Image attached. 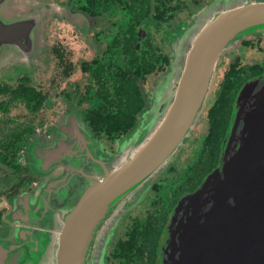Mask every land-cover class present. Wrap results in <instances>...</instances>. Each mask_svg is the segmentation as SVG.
<instances>
[{"label": "water", "instance_id": "95a60500", "mask_svg": "<svg viewBox=\"0 0 264 264\" xmlns=\"http://www.w3.org/2000/svg\"><path fill=\"white\" fill-rule=\"evenodd\" d=\"M7 1L0 0L1 15ZM56 6L49 9L53 17H73ZM1 15L0 52L12 50L9 60L30 57L36 50L30 29L40 18L12 22ZM174 30L172 53L191 47L173 99L158 113L160 95L149 99L138 80L146 105L114 152L73 112L59 121L51 142L35 141L43 179L35 192L14 199L12 224L0 233V264H106L123 214L146 201L155 176L190 141L221 56L241 39L264 34V0H217ZM157 264H264V74L237 93L217 166L171 210Z\"/></svg>", "mask_w": 264, "mask_h": 264}, {"label": "trees", "instance_id": "16d2710c", "mask_svg": "<svg viewBox=\"0 0 264 264\" xmlns=\"http://www.w3.org/2000/svg\"><path fill=\"white\" fill-rule=\"evenodd\" d=\"M192 1L200 4L204 0ZM150 2L151 0H81L84 8L89 6V11H100L113 18L118 14L122 16L123 57L118 58L117 68L98 64L85 67L84 71L91 74L93 82L83 87L79 102H88L79 111L84 127L111 151L116 150L118 139L135 130L139 113L145 107L138 80L145 82L147 76L157 70L151 54L152 47L144 44L140 52L135 50L137 27L144 25V20L153 18L152 10L156 12L154 17L163 16L158 19L162 24L167 23V10L160 7L154 9ZM187 11L182 10L183 13ZM148 24L146 23V27ZM56 54L63 73L69 75L72 65L68 63V57L64 53ZM263 56L250 58L246 55L244 59L238 55L231 60V65L228 64L224 71L216 100L207 112L206 123L196 137V142L192 144L193 148L190 145L185 149L184 162L180 167L167 168L156 178L148 198L137 207L138 211L135 209L125 216L121 230L109 248L106 264H157L158 242L171 210L182 196L195 191L203 178L217 166L221 144L229 132L234 100L244 83L264 72ZM46 102L47 96L32 86L28 77L22 78L16 87L0 83L1 114L7 115L13 107L23 105L29 113L37 115ZM33 130L34 125L26 126L14 133L11 141L0 142V146L5 152L7 150L16 154L25 143L27 134ZM5 152L0 154V163L10 166ZM15 168L19 169L17 166ZM31 180L32 178H25L21 183L29 185ZM1 218L0 213V233L5 232Z\"/></svg>", "mask_w": 264, "mask_h": 264}, {"label": "rangeland", "instance_id": "374dc122", "mask_svg": "<svg viewBox=\"0 0 264 264\" xmlns=\"http://www.w3.org/2000/svg\"><path fill=\"white\" fill-rule=\"evenodd\" d=\"M56 5L58 4L55 3V0H9V3L7 2L6 5V9L15 6L10 9L9 16H4L6 19L12 21L14 19L26 18L28 16H37L40 18V25H38L36 32V50L30 57L22 55L17 57L20 58L18 60H9L11 56L9 54L10 52H13L12 50L7 53L0 52V83L16 87L20 84L22 78L28 77L30 79V84L47 96V102L42 111L37 115L29 113L23 105L13 107L7 115L0 113V142L6 143L11 141L14 137V133L21 131L26 126L34 125L33 132L27 134L25 143L16 154L6 150L10 166L0 163V213L2 215L1 222L5 232L7 231L8 225L12 224L9 212L13 207V202L16 196L21 195L25 191L35 192L37 185L43 179V174L36 170L34 144L31 147L32 143H35L34 141L39 139L47 144L51 142L56 135V126L59 121H61L65 115L72 112L79 115V111L87 106V104L80 105L77 101H79L80 98L79 93L82 92L83 87L88 84L87 81L89 80L86 78L89 77V75L83 76L81 74V68L83 67L81 65V53L69 52L74 49V43L77 40L78 34L67 26L73 24L77 28L79 27L73 17L69 18L65 14H58L53 17L49 12V9H52L51 7L57 9L58 7ZM215 10L218 9L215 8ZM207 16H211V14H207ZM61 20L63 21V24H58ZM203 21L204 20H201L197 27L202 26ZM189 45L188 42L183 53L184 56L182 54L179 56L180 51L177 52L175 63L178 70L177 72L175 71L176 73L172 74L165 90L161 91L159 85L156 89H153L157 98L158 95H160V102L156 100V104H159L158 113L164 112L165 110L163 111V109H166L173 99L179 80V74L184 66L182 60L183 58L185 59ZM85 47L86 41L82 38L79 49ZM43 50L45 51L41 59L40 53ZM57 50L66 54V57H68V63L72 65V70L69 75L63 73V69L59 64V59L55 54V51ZM235 55L234 50V52L231 53V60ZM246 55L250 58L257 55L259 56L256 52H247L245 56H243L244 59L246 58ZM91 59L92 56L87 58L86 63L92 61ZM229 63L230 61H226L225 65L220 67L219 73H217L216 76L215 85L213 83V86L209 90L210 95L206 98L200 116L198 117L197 124L194 126L193 133L191 134L190 141L178 151L175 158L167 164L165 170L167 168L170 169L171 167H180L182 162H184L183 158L185 149L190 145L191 148H193L192 144L196 142V137L202 131L206 123L207 112L216 100L220 89L221 79H223L224 71ZM75 87L79 88V92L75 90ZM72 90L73 95L71 94ZM99 141L103 144L101 140ZM103 146L105 145L103 144ZM3 152H5V149L0 146V154ZM15 166L19 167V169H16ZM160 175L155 176L152 185ZM25 178H32L29 185L21 183L22 179ZM16 190H18L17 193H15ZM140 205H134L127 210L123 214L124 218L122 217L121 224L122 221L125 220V216L133 212L135 209L137 210V207ZM116 234L114 235V241L116 240ZM112 244L113 242L109 245V248Z\"/></svg>", "mask_w": 264, "mask_h": 264}, {"label": "flooded vegetation", "instance_id": "af4514ba", "mask_svg": "<svg viewBox=\"0 0 264 264\" xmlns=\"http://www.w3.org/2000/svg\"><path fill=\"white\" fill-rule=\"evenodd\" d=\"M216 1L217 0H204L200 4H195V2H193L192 0H173V1L151 0L150 5L152 6V8L156 9L157 7H160L161 9L167 10V14H166L167 23L164 22V24H162V21H159L158 19L159 17L162 18L163 16L154 17L153 15H156V12L155 10L154 11L152 10L151 16L153 17L152 18L153 20L152 19L149 20V18L144 20L143 24L145 26L139 25L136 30L137 37H136L135 50L137 52H140L144 44H146L147 47H152L153 50L151 54L153 55V58L157 65L156 72L149 74L145 82L142 80V85L147 90L149 99L153 97L154 95L153 89H156L158 85L161 91L165 90V88L167 87L170 81L172 74L176 73L178 70V67L175 63L177 54L175 55L172 53V45L170 44V42L173 41V44L176 46V41L173 40L174 38L173 30L179 27V25L182 24L183 22L190 19L194 14L202 10L204 7L215 3ZM7 2L9 3V0ZM55 3L58 4L59 6L62 7L65 6L70 8L74 13L73 19L76 21V24L79 28H77L73 24L69 23L71 26L67 24L70 26V27L67 26L68 28H70L71 30L75 31L76 34H78L77 40L74 43V49L70 50L69 52H76L78 54L81 53L82 56L81 65L83 66L81 68V74L83 76L89 75V77L86 78L87 80H89L87 81V83L93 82L91 78V74L84 71L87 65L95 66L98 64V66H104V67H108L110 65L112 68L114 67L117 68L118 58L123 57L121 49L123 48L122 38H123L124 30H123V26L120 23V21L122 20V16L118 14L116 15V18H113V17H109L106 14H102V12L100 11L99 12L89 11L88 10L89 6H87V8H84V3H81V0H55ZM6 8L7 6L3 10L4 13L0 15L3 18V20L8 21V19H6L5 17L9 16L10 14L8 9ZM184 9H187L188 11L183 13L182 10ZM158 11L159 13H161L159 9ZM163 13L165 12L163 11ZM208 18H210V16L208 17L201 16L198 19L197 24L195 25H198L201 20H204L202 24L204 25L208 21ZM24 19L25 18L14 19L12 20V22H17ZM38 19L39 17H37V20ZM146 23H149L148 27H146ZM58 24H63V21L61 20V22H59ZM37 29L38 27L35 28V26H33V28L30 29V33L34 32V34L32 33V38L34 39L35 46H36L35 39H36ZM83 36H85L86 38ZM82 38H84V40L86 41V47L79 49V45L81 43ZM20 43H24V40H21ZM190 47L191 46H189L188 50L190 49ZM44 51L45 50L41 51L40 53L41 59ZM58 52L60 51L59 50L55 51V54ZM247 52H256L257 54L263 56L262 54H264V35L255 34L248 36L247 38L241 39L235 48V54H236L235 56L237 55L245 56ZM34 53L35 51L33 52V54ZM90 56H92L91 59L92 61L86 63L87 62L86 59L89 58ZM56 57L59 59V56L57 54ZM226 61H230L229 65H231V51L228 54L222 55L221 58L219 59V62L216 66L215 72L212 77L210 89L213 86V83L215 85L217 73H219L220 67L225 65ZM262 65L264 68V56L262 60ZM263 74L264 72L260 75ZM223 79H221V82L223 81ZM75 90L79 92L78 87H75ZM71 94L73 95V90ZM208 95L210 94L208 93ZM79 96H80L79 101H77L78 104L82 98L81 92L79 93ZM82 104H88V102H83ZM164 110L165 109H163V111ZM33 144L34 143H32L31 147L33 146ZM105 149L111 151L109 148H105ZM17 197L18 196H16V198ZM121 227L122 224L117 234L120 232ZM114 242L115 241H113V243Z\"/></svg>", "mask_w": 264, "mask_h": 264}]
</instances>
